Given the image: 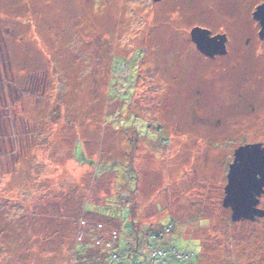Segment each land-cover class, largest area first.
I'll list each match as a JSON object with an SVG mask.
<instances>
[{
  "label": "rangeland",
  "instance_id": "rangeland-1",
  "mask_svg": "<svg viewBox=\"0 0 264 264\" xmlns=\"http://www.w3.org/2000/svg\"><path fill=\"white\" fill-rule=\"evenodd\" d=\"M261 4L0 0V264H96L106 232L142 261L170 220L189 264H264V216L223 203L236 148L264 145ZM197 25L226 57L200 54Z\"/></svg>",
  "mask_w": 264,
  "mask_h": 264
},
{
  "label": "water",
  "instance_id": "water-1",
  "mask_svg": "<svg viewBox=\"0 0 264 264\" xmlns=\"http://www.w3.org/2000/svg\"><path fill=\"white\" fill-rule=\"evenodd\" d=\"M159 1V0H153ZM254 18L261 25L260 37L264 38V4L257 7ZM207 28L196 26L191 31L196 46L209 56L224 54L228 38L225 34L211 36ZM224 206L231 207L234 221L242 218L254 220L264 216L259 206L264 194V145L261 142L246 143L235 150L230 164Z\"/></svg>",
  "mask_w": 264,
  "mask_h": 264
},
{
  "label": "trees",
  "instance_id": "trees-1",
  "mask_svg": "<svg viewBox=\"0 0 264 264\" xmlns=\"http://www.w3.org/2000/svg\"><path fill=\"white\" fill-rule=\"evenodd\" d=\"M82 149V148H81ZM78 160H80L82 163H89L90 165H95L96 166V171L98 173V175L104 170V171H108L110 172L112 169L109 166L104 167L101 166V164L92 161L86 157H82L79 158L78 156ZM102 170V171H101ZM87 211V209L85 210ZM88 213H90L91 211H87ZM94 213V215L98 216V213L92 212ZM82 219V218H81ZM80 219V220H81ZM109 220V218H108ZM110 220H114L115 218H110ZM85 222V220H81V223ZM87 222V221H86ZM85 222V223H86ZM89 227V225L87 226V228ZM175 227V224L172 220L168 221L165 225H163V227L161 229H159L156 232H152L150 233V235L148 236V243H147V250H143V257H142V261H138L139 259H133V257H129V258H124V256H122L123 252L120 250V245L122 246V241H121V236H120V232H119V237L117 240H113L110 237H107L106 235H108V233L106 232V235L104 234L105 230H101L102 234L105 235L104 236H99L97 239L98 241H100L99 244V249L100 251H102V253L100 255L97 256H93L94 260L96 259L98 264H126L131 263L132 260H135V264H189L191 262H193V259H197L198 254L194 251H183V250H179L178 247H176V245L170 243V241L164 240L165 236L171 234V232L173 231ZM93 228V229H92ZM99 228L103 229V225L102 223H98V225H95L93 227H89L88 232H94V229L96 230H100ZM79 231V230H78ZM81 231H86L84 229H82ZM107 231V230H106ZM131 231V230H130ZM111 233V231H110ZM84 235V234H82ZM135 235V231L133 233V237ZM131 236V234H127L126 235V244L127 247H129L130 244H132L133 242L129 239H127V237ZM96 239V240H97ZM138 240V243H134L135 246V253H139V249H140V239L139 236L136 238ZM74 245L75 246V252L80 255L83 256L84 253L87 251V249L90 247L89 243H84V242H78ZM132 242V243H131ZM133 246V245H132ZM130 246V248L132 247ZM140 254V253H139ZM99 260V261H98ZM187 261V262H184ZM196 261V260H195ZM184 262V263H183ZM96 263V264H97ZM133 263V262H132Z\"/></svg>",
  "mask_w": 264,
  "mask_h": 264
},
{
  "label": "flooded vegetation",
  "instance_id": "flooded-vegetation-1",
  "mask_svg": "<svg viewBox=\"0 0 264 264\" xmlns=\"http://www.w3.org/2000/svg\"><path fill=\"white\" fill-rule=\"evenodd\" d=\"M163 0H159V1H154L155 3H157V2H162ZM197 26H200V27H204V26H202V25H197ZM196 27V26H195ZM194 28V27H193ZM204 28H206V27H204ZM208 29V28H207ZM211 31V30H210ZM217 34H225L226 36H227V38H228V41H229V37H228V35L226 34V32L224 33V32H217L216 34H214V33H212V31H211V36H214V35H217ZM228 41H227V47H226V52L224 53V54H215L214 56H209V55H207V54H205L203 51H201L198 47H196L197 48V50L200 52V54L202 55V56H204L205 58H209V59H216V58H221V57H226L227 55H228V52H229V48H228ZM248 41V40H247ZM230 47V46H229ZM248 143V142H247ZM234 160V159H233ZM264 198V194L261 196V200ZM260 203H261V201H260ZM260 203H259V206H260ZM261 207V206H260Z\"/></svg>",
  "mask_w": 264,
  "mask_h": 264
}]
</instances>
